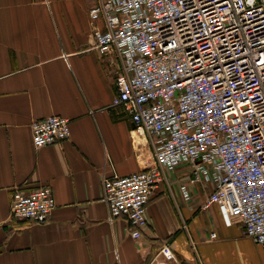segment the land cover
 Listing matches in <instances>:
<instances>
[{
    "label": "crops",
    "instance_id": "1",
    "mask_svg": "<svg viewBox=\"0 0 264 264\" xmlns=\"http://www.w3.org/2000/svg\"><path fill=\"white\" fill-rule=\"evenodd\" d=\"M97 1L0 0V264H264L224 204L204 207L214 184H190L185 166L167 172L140 238L124 217L109 220L103 178L144 169L152 153L112 106L120 62L95 47ZM51 115L70 118L71 135L37 147L32 124ZM39 186L55 196L50 219H13V192Z\"/></svg>",
    "mask_w": 264,
    "mask_h": 264
},
{
    "label": "built area",
    "instance_id": "2",
    "mask_svg": "<svg viewBox=\"0 0 264 264\" xmlns=\"http://www.w3.org/2000/svg\"><path fill=\"white\" fill-rule=\"evenodd\" d=\"M89 16L100 55L120 62L112 106L152 153L144 169L103 178L109 220L140 238L167 172L185 166L190 184H214L204 207L224 204L264 247V0H98ZM70 135L62 115L32 124L37 147ZM55 207L49 186L12 195L15 220L43 224ZM160 252L175 258L168 243Z\"/></svg>",
    "mask_w": 264,
    "mask_h": 264
}]
</instances>
